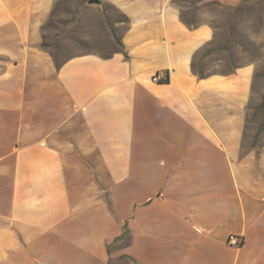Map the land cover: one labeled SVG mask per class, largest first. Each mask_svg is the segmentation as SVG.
I'll list each match as a JSON object with an SVG mask.
<instances>
[{
    "label": "crops",
    "instance_id": "1",
    "mask_svg": "<svg viewBox=\"0 0 264 264\" xmlns=\"http://www.w3.org/2000/svg\"><path fill=\"white\" fill-rule=\"evenodd\" d=\"M208 1L252 0H99L119 45L58 62V0H0V264H264L255 66L192 65L213 27L183 11Z\"/></svg>",
    "mask_w": 264,
    "mask_h": 264
},
{
    "label": "rangeland",
    "instance_id": "2",
    "mask_svg": "<svg viewBox=\"0 0 264 264\" xmlns=\"http://www.w3.org/2000/svg\"><path fill=\"white\" fill-rule=\"evenodd\" d=\"M88 1V0H87ZM86 0H58L44 26V43L56 61L75 54L111 53L119 45L122 18L111 6H97ZM99 5V4H98ZM183 18L190 22L209 20L213 36L195 59L199 72H229L237 66H255L251 97L247 105L246 146L264 143V13L262 2L252 0L237 6H221L214 1L202 5V15H190L188 3ZM121 26V27H119Z\"/></svg>",
    "mask_w": 264,
    "mask_h": 264
},
{
    "label": "built area",
    "instance_id": "3",
    "mask_svg": "<svg viewBox=\"0 0 264 264\" xmlns=\"http://www.w3.org/2000/svg\"><path fill=\"white\" fill-rule=\"evenodd\" d=\"M153 79L154 81H161L165 78H164V75L160 72V73H156L153 76ZM226 241L228 244H231L233 246H239L242 243L243 239L237 234L230 233L228 234Z\"/></svg>",
    "mask_w": 264,
    "mask_h": 264
},
{
    "label": "trees",
    "instance_id": "4",
    "mask_svg": "<svg viewBox=\"0 0 264 264\" xmlns=\"http://www.w3.org/2000/svg\"><path fill=\"white\" fill-rule=\"evenodd\" d=\"M206 46H207V45H206ZM206 46H205V47H206ZM205 47H204V48H205ZM204 48H202V50L198 51L197 54H198V55L201 54V52L204 50ZM197 54H196V56L194 57V61L192 62V65H193L194 67H195V58H197ZM54 59H55V57H54ZM55 60H56V59H55Z\"/></svg>",
    "mask_w": 264,
    "mask_h": 264
},
{
    "label": "water",
    "instance_id": "5",
    "mask_svg": "<svg viewBox=\"0 0 264 264\" xmlns=\"http://www.w3.org/2000/svg\"><path fill=\"white\" fill-rule=\"evenodd\" d=\"M87 2L88 3H97V4H99V0H88Z\"/></svg>",
    "mask_w": 264,
    "mask_h": 264
}]
</instances>
